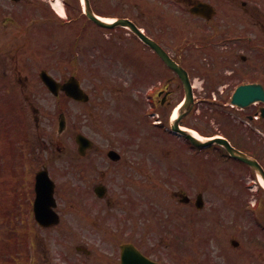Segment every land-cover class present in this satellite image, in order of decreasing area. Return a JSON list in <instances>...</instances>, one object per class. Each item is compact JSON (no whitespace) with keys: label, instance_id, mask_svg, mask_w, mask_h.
Here are the masks:
<instances>
[{"label":"rangeland","instance_id":"rangeland-1","mask_svg":"<svg viewBox=\"0 0 264 264\" xmlns=\"http://www.w3.org/2000/svg\"><path fill=\"white\" fill-rule=\"evenodd\" d=\"M3 1L6 4V0ZM31 1L40 2L43 0H27L22 4L8 1L10 5H6V9L0 13V51H7L9 54L10 51L18 48V52H20L18 57H25L15 59L18 64L15 69L20 70L19 73L22 77L28 76V84L22 91L15 81L9 83L12 91H19V98L23 95L21 103L25 108L29 107L28 100L32 99V102L40 109L41 129L30 131L25 120L21 121V125L29 136V146H31V142L38 146L36 152L32 148V152L37 154L36 156L32 154V156L36 157L42 165L47 162L46 157L49 154V152L45 153L44 140H47L46 136L53 131V128L57 129V124L56 118L53 119L55 100L42 87L38 86L40 83L36 81V70L44 66L58 78L67 75V69L60 67L57 60L66 57L67 45L72 39L73 30L78 28L84 16L68 23L66 27L59 26L58 28H63L61 32H58L57 36L51 37L46 34V27L52 29L53 25L57 26V23L44 22L40 10ZM150 1L93 0L92 5L96 13L109 16L133 15L143 23L145 21L142 11L148 9L156 16L160 25L158 26L156 21L151 20L144 24L146 29L152 33L157 31L162 36V30L167 26L164 43L169 46L171 52L177 51L176 42L180 36H183V41L184 37H197L196 32L202 34L203 31H210L212 24L216 21L222 25L227 22V25H233L238 31L243 30L245 22L250 35L256 39L258 45L257 47L250 44L249 47L244 48V52L249 55L247 63L256 65L253 68L260 74L257 69L259 68L258 60L260 57L264 60V55L259 46L264 43V32L260 35L257 27L251 24V18L247 14L241 9V13H239L236 7L229 6L232 0H207L219 8L223 14L226 13L227 8L232 11L228 12L229 18L221 14L219 18L207 23L202 29L196 19L190 18L187 11H183V9L180 12L173 3L158 2L157 7L150 4ZM191 1L193 0H187V2ZM248 1L249 6L257 3L264 7V0ZM152 2L155 3V1ZM164 10L169 13L167 21L164 19L166 15ZM58 11L63 18L64 12L61 9ZM248 12L250 13V9ZM23 14L24 17H19ZM29 14L31 15L26 17ZM4 16L11 18H4ZM31 17H36V20L32 21L36 24L31 27L32 31L21 39L18 35L17 24L22 25L23 21L28 24ZM110 31L114 35L109 38L105 37L104 29L96 27L88 20L83 34L78 40L79 73L83 85L93 94V114L90 115L86 112L82 105L70 103L68 110L70 122L73 123L68 125L64 134L66 136L65 149H73L75 153V144L70 135L74 128L79 127L94 139L99 148L104 149L103 145L108 146L107 143L116 146L122 153V159L110 163L103 151L96 152L89 157L92 164L79 163L77 165V163L65 161L66 153L64 152L61 159L50 162L49 168L57 181L56 198L61 223L54 229L47 230L39 228L32 221V228L35 231L27 235L28 239L23 238L26 234L23 228L25 224L19 219L18 212L21 210V218L25 217L24 222H28L29 199L27 196L32 197L33 176L32 173L25 176V180L32 176L30 186L28 182L27 190H24L25 194L20 195L22 188L19 189V198L13 202V198L17 196L14 189L17 182H14V179L7 180L10 177V172L6 168V178L3 179V183H0V188H4L0 192L2 208L0 212L7 213L9 216L5 214V220L3 216H0V264H27V258L30 259V256L26 257L27 252L31 254L33 264H51L54 262V258L63 262L58 264H87L89 260L81 259L79 254L74 252V247L76 245L85 246V243L92 242H99L101 246L107 247L112 246L111 242L116 245L117 241L111 238L115 233L119 235V241L135 240L138 244L147 245L145 246L148 247L147 251H152L153 256L165 261V264H202L204 255L210 257L214 264H233L234 261L231 259L222 257L224 251L221 248L214 246V242L208 236L207 238H203V236L207 231H224V235L239 233V231H248L243 235L249 234V231H258V234H263L264 201L260 206L255 207L252 206V203L255 202L256 197L258 199H264V197L258 182H255L253 172L247 166L226 157L217 146L195 152L192 146L187 144L188 142L186 143L183 139L164 129L168 120L163 122V129L151 126L150 117L143 115L146 107L140 100H137L135 93L138 94V92L130 83V79L134 75L133 65L127 62L125 51L122 59L117 58L119 52L116 50V45L119 41L115 35L119 29ZM107 35L110 33L107 32ZM119 35H122V32ZM38 38L45 42L39 48H35L34 42ZM63 41L64 44L61 47L58 46ZM123 41L126 42L125 35H123ZM202 51L208 52L202 53ZM215 52L219 53L217 62L213 59ZM195 53L206 57V59L198 61L201 62L202 67L209 69L208 74H213V77H216V74L208 66H211L217 74H225L228 71L225 69L228 48L222 49L217 45L213 49H209L208 46L203 50H193L191 45L188 47L185 45L184 54L187 57L196 59ZM8 57L5 60L0 59V68L2 70L5 68L11 75L14 73V69H12L11 58L9 55ZM87 69L89 70L87 71ZM92 69H96V72L93 73ZM194 70L196 71V69ZM194 76L196 96L200 98L201 95H204V91L200 92L199 87L202 86V79L205 76L197 72ZM14 77L19 79L18 76ZM101 77L107 81V84H103L102 88ZM22 83L21 81L20 85ZM100 88L101 90L98 92ZM1 92L7 93L4 88H1L0 97ZM9 93L11 94L10 91ZM27 96L29 97L27 98ZM25 97L26 100H24ZM205 105V103L198 104L197 108L183 117L181 123L197 130L200 135H206L212 131L228 133L226 124L231 123V118L226 112L232 111L215 113L219 108L206 107ZM4 108L0 103V113ZM84 112L88 114V117L84 115ZM28 122L29 124L33 123L31 120ZM246 138L249 143L246 146L253 147L257 140L254 141L252 136H246ZM261 142H264V138ZM152 144L154 150L149 147ZM257 152L259 153V151ZM173 153L175 154L172 155ZM56 154H61V152H56ZM93 165H96V170H93ZM0 168H3V165H0ZM102 169L104 170L103 174H101ZM86 170L90 171L89 176H78L81 171ZM21 176H24L23 173ZM87 180L89 182L85 186ZM96 180L107 186L108 193L122 198L128 207L134 208V213H130L129 218L123 208L115 207L112 210L116 216V219H113V224L123 214L121 222L112 231L98 222L97 218L99 219V217L96 218V213L86 210L87 207L93 208L95 204L97 205L96 201L94 203L90 199L89 191H83L86 207L77 206L76 209L65 194L66 185L63 183L80 182L84 189L89 190ZM179 188L186 190V193L191 195H194L197 190L202 191L205 207L201 211L195 212L188 204L177 202L171 190ZM127 198H131L132 204L128 202ZM150 200L154 203H149ZM9 202L11 206L4 209ZM148 221L153 222L149 227L146 226ZM185 233H192L194 239L199 242L203 240V246L200 248L197 245L187 250L183 257L178 258L177 254L180 253L178 250L181 244L179 235ZM20 234L23 237H19ZM247 245L248 243H244L232 252L241 256L247 255L243 252L245 250L249 252ZM6 250L10 252L8 255L13 256L16 261L6 259V254L2 253ZM23 250L25 253L20 252ZM260 251L264 253V250ZM199 252L201 253L198 259L195 258L193 261L194 255ZM20 255L22 256L21 260H19ZM249 256L254 260L249 257L246 264L262 263L261 259L254 257V254L250 253Z\"/></svg>","mask_w":264,"mask_h":264},{"label":"water","instance_id":"water-1","mask_svg":"<svg viewBox=\"0 0 264 264\" xmlns=\"http://www.w3.org/2000/svg\"><path fill=\"white\" fill-rule=\"evenodd\" d=\"M86 12H87V15L89 17H91L94 21H96L97 23L99 24H102V25H106L105 23H103L102 21L98 20L91 12L90 10V7H89V4L86 0ZM193 10H196V9H193ZM211 12V11H209ZM110 26V25H108ZM43 80L45 81V83L50 87V88H56L58 87L55 82L49 77V76H44L43 77ZM73 85H76V81H71ZM254 98H264V95L263 93L261 92L259 86H256V85H246V86H242L240 88H238L235 96H234V99L235 101L237 102H240V103H244V102H247L249 100H252ZM177 120L174 121V129L185 134L186 137H188L192 142H194L195 144L197 145H206V144H209L210 142L212 141H206V142H202L200 140H197L196 138H194L193 136H191L190 134H188L187 132L183 131V130H180L176 124ZM61 128V126H60ZM216 141L222 143L227 149L228 151L234 155V156H237L239 158H241L242 160L246 161L247 163H249L251 166H253L260 174L261 176L264 178V172L262 170V168L258 165V163L253 160L252 158L246 156L245 154L235 150L234 148H232L225 140H222V139H216ZM140 259L143 258V257H139ZM125 259V258H124ZM141 261V260H140ZM131 259L127 258V260L125 259V261L122 263V264H146L145 262L141 261L139 262L138 260L131 263ZM149 264H154V263H151L148 261Z\"/></svg>","mask_w":264,"mask_h":264},{"label":"flooded vegetation","instance_id":"flooded-vegetation-1","mask_svg":"<svg viewBox=\"0 0 264 264\" xmlns=\"http://www.w3.org/2000/svg\"><path fill=\"white\" fill-rule=\"evenodd\" d=\"M171 83H172L171 77L166 74L164 88L157 92L156 102L161 104L163 107H169L171 105V102H172V97L170 94L171 93V89H170ZM106 203H110V200L109 199L106 200Z\"/></svg>","mask_w":264,"mask_h":264},{"label":"bare ground","instance_id":"bare-ground-1","mask_svg":"<svg viewBox=\"0 0 264 264\" xmlns=\"http://www.w3.org/2000/svg\"><path fill=\"white\" fill-rule=\"evenodd\" d=\"M176 113H177V110H174V113H173V117L176 115ZM197 136H199L196 132H194ZM261 183H262V181H261Z\"/></svg>","mask_w":264,"mask_h":264}]
</instances>
